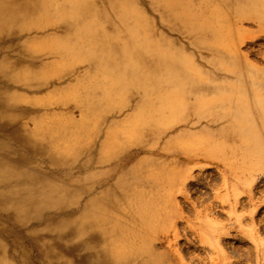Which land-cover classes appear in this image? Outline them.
<instances>
[{"label": "bare ground", "instance_id": "obj_1", "mask_svg": "<svg viewBox=\"0 0 264 264\" xmlns=\"http://www.w3.org/2000/svg\"><path fill=\"white\" fill-rule=\"evenodd\" d=\"M153 1L173 31L216 42L217 28H228L223 14L205 10L209 0ZM237 1V13L264 24L262 0ZM107 11L122 36L104 24ZM168 44L134 0H0V264H185L161 228L172 216L162 189L172 191L181 170L162 178L126 170L120 155L135 144L127 137L154 146L177 126L229 119L236 131L219 150L243 161L264 155V124L245 121L236 86L208 78ZM225 48L217 54L234 62ZM252 106L264 108L263 95Z\"/></svg>", "mask_w": 264, "mask_h": 264}, {"label": "rangeland", "instance_id": "obj_2", "mask_svg": "<svg viewBox=\"0 0 264 264\" xmlns=\"http://www.w3.org/2000/svg\"><path fill=\"white\" fill-rule=\"evenodd\" d=\"M134 2L139 11L151 20L154 30L164 35L169 47L183 50L194 65L207 73L208 78L236 86L234 93L241 94L249 108L246 122L251 119L256 125L264 124V108L252 106L255 94L264 97L263 23L237 13L240 11L237 0H209L210 6L205 10L218 11L220 17L223 14L228 27L225 37L220 27L217 28L220 34L215 42L204 34L188 36L185 32L170 29L160 20V16H167V12L161 11L153 0ZM262 2L264 5V0ZM242 11H249L245 14L250 15L253 10L245 8ZM118 20L111 11H107L106 18H103L106 26L117 29L116 36L121 35L124 27ZM221 44L234 55V62H226V57L222 59V55L217 54L219 49L224 52ZM80 67L71 79L83 72L84 65ZM251 68L257 72V78L250 75ZM56 76L52 75L51 80L56 81ZM39 96L41 100L47 97L44 93ZM215 97L216 93L209 92L204 99L212 101ZM216 113L222 115L223 111L218 109ZM126 114L113 119L122 120ZM71 116L79 120L81 113L75 109ZM111 120V117L106 118L100 123L104 132L109 131ZM180 129L177 126L156 140L154 146L149 138L140 141L132 134L127 138L135 144H131L119 158L125 163L126 170L142 168L157 178H162L164 172L169 177V173L173 175L181 170L175 188L168 191L165 187L161 192L172 212L161 226L170 231L167 240L171 241L185 264H211L216 258L221 259V264H264V155L258 158L257 153H253L243 161L240 159L242 155L235 159L223 155V150H219L221 143L229 140L230 131H236L229 119L182 129V135L177 134ZM262 139L264 148V136ZM166 141L169 143L164 149ZM138 143L145 146H138ZM232 164L239 169L230 170L229 165Z\"/></svg>", "mask_w": 264, "mask_h": 264}]
</instances>
